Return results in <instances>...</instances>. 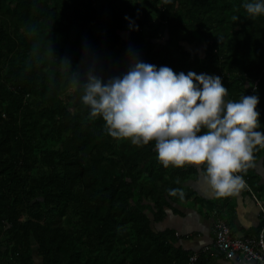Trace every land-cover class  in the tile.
Here are the masks:
<instances>
[{"label":"trees","instance_id":"trees-1","mask_svg":"<svg viewBox=\"0 0 264 264\" xmlns=\"http://www.w3.org/2000/svg\"><path fill=\"white\" fill-rule=\"evenodd\" d=\"M242 3L0 0V264H187L157 226L201 169L110 137L73 76L107 80L136 58L214 74L228 98L259 97L264 131V16ZM177 187L183 200L166 192Z\"/></svg>","mask_w":264,"mask_h":264},{"label":"clouds","instance_id":"clouds-1","mask_svg":"<svg viewBox=\"0 0 264 264\" xmlns=\"http://www.w3.org/2000/svg\"><path fill=\"white\" fill-rule=\"evenodd\" d=\"M171 0H164L170 3ZM249 17L264 16V0H243ZM238 19V17H233ZM129 27L138 30L129 17ZM81 101L89 115L101 118L107 134L136 146L154 142L163 167L201 169L203 184L213 197H226L246 187L243 175L264 148L257 95L228 98L220 76L175 72L138 58L126 73L103 79L89 71ZM179 183V181H177ZM183 200L182 188L166 189Z\"/></svg>","mask_w":264,"mask_h":264},{"label":"crops","instance_id":"crops-1","mask_svg":"<svg viewBox=\"0 0 264 264\" xmlns=\"http://www.w3.org/2000/svg\"><path fill=\"white\" fill-rule=\"evenodd\" d=\"M254 162L244 172V177L253 196L244 188L233 195L213 197L203 184L200 172L186 182L185 187L192 195L182 204H173L165 210V219L158 224L160 231L174 232L177 245L185 252H203L211 258L210 264H254L233 263L214 249V227L217 220L227 224L233 239L255 238L262 226L264 210V148L254 154Z\"/></svg>","mask_w":264,"mask_h":264},{"label":"built area","instance_id":"built-area-1","mask_svg":"<svg viewBox=\"0 0 264 264\" xmlns=\"http://www.w3.org/2000/svg\"><path fill=\"white\" fill-rule=\"evenodd\" d=\"M244 181L246 184L244 189L253 196L247 181L245 179ZM256 203L260 207L263 217V226L256 238L233 239L227 224L221 220H217L214 227V249L226 260L233 263L250 262L264 264V210L259 202L256 201ZM198 257L199 253H191L188 256L187 264H195Z\"/></svg>","mask_w":264,"mask_h":264},{"label":"rangeland","instance_id":"rangeland-1","mask_svg":"<svg viewBox=\"0 0 264 264\" xmlns=\"http://www.w3.org/2000/svg\"><path fill=\"white\" fill-rule=\"evenodd\" d=\"M190 49H192V48H190ZM195 52H199V50H197V51H195Z\"/></svg>","mask_w":264,"mask_h":264}]
</instances>
